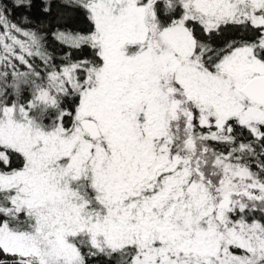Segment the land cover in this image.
I'll return each mask as SVG.
<instances>
[{"label":"snow or ice","instance_id":"6c2138e0","mask_svg":"<svg viewBox=\"0 0 264 264\" xmlns=\"http://www.w3.org/2000/svg\"><path fill=\"white\" fill-rule=\"evenodd\" d=\"M0 264H264V0H0Z\"/></svg>","mask_w":264,"mask_h":264},{"label":"trees","instance_id":"16d2710c","mask_svg":"<svg viewBox=\"0 0 264 264\" xmlns=\"http://www.w3.org/2000/svg\"><path fill=\"white\" fill-rule=\"evenodd\" d=\"M78 23H79L80 26H82V27H83V26H86V22H84V21H82V20H81V21H78Z\"/></svg>","mask_w":264,"mask_h":264}]
</instances>
